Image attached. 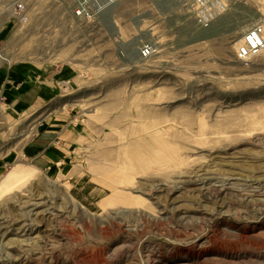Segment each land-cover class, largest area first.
I'll use <instances>...</instances> for the list:
<instances>
[{
    "label": "rangeland",
    "instance_id": "rangeland-1",
    "mask_svg": "<svg viewBox=\"0 0 264 264\" xmlns=\"http://www.w3.org/2000/svg\"><path fill=\"white\" fill-rule=\"evenodd\" d=\"M194 1L88 22L71 0H0V53L60 76L0 128V264H264V52L236 55L264 0H210L208 26ZM43 133L58 162L24 156Z\"/></svg>",
    "mask_w": 264,
    "mask_h": 264
},
{
    "label": "crops",
    "instance_id": "crops-1",
    "mask_svg": "<svg viewBox=\"0 0 264 264\" xmlns=\"http://www.w3.org/2000/svg\"><path fill=\"white\" fill-rule=\"evenodd\" d=\"M2 54L8 56L13 61V64H11L12 61L8 63L6 60L0 59V94L5 97V104L0 111V128L5 127L10 129L19 116L42 108L55 99L56 90L58 89L57 82H59L58 78L60 76L57 71H51L50 68H38L40 64L29 59H17L12 52ZM63 127L64 125H62V130L58 132V135L68 129L66 126L65 128ZM51 129H53V126ZM45 134L43 133L41 137H34L31 141L23 145L21 149L23 150L24 156L30 160L39 162L45 159L50 160L49 154H54L57 158L52 161L58 162L60 155H56L52 149L53 144H55L54 141L58 139L57 142H59L60 136L54 135V137H48ZM21 136L19 135V137ZM25 136L27 135L24 134L22 137L26 138ZM50 148L51 151L46 154V151ZM10 162H13V160L11 159L7 163L4 162L0 166V169Z\"/></svg>",
    "mask_w": 264,
    "mask_h": 264
},
{
    "label": "built area",
    "instance_id": "built-area-1",
    "mask_svg": "<svg viewBox=\"0 0 264 264\" xmlns=\"http://www.w3.org/2000/svg\"><path fill=\"white\" fill-rule=\"evenodd\" d=\"M120 0H71L72 2V14L76 19L81 21H94L100 11L107 10L109 7L117 4ZM212 2V8L215 3L210 0H195V15L198 21L203 26H208L214 18L204 17V11L208 8V4ZM210 8V7H209ZM222 10H216L215 15L222 14ZM245 39V44H241L237 48V58L246 60L247 58L254 57L264 52V27L252 26L248 30ZM153 43V42H152ZM150 41L143 43L138 48V53L141 58H148L152 55V44ZM247 57V58H245ZM65 84V81L63 82ZM59 87V82H57ZM5 104V97L0 94V111L3 109Z\"/></svg>",
    "mask_w": 264,
    "mask_h": 264
},
{
    "label": "bare ground",
    "instance_id": "bare-ground-1",
    "mask_svg": "<svg viewBox=\"0 0 264 264\" xmlns=\"http://www.w3.org/2000/svg\"><path fill=\"white\" fill-rule=\"evenodd\" d=\"M115 5H117V4H115ZM115 5H113V6H111V7H114ZM111 7H109V8H111ZM109 8H108V9H109ZM108 9H107V10H108ZM104 11H105V10L100 11L96 16L99 17L100 15H102V13H103ZM70 13H71L72 18H73V19H76V18L73 16V14H72V2H71V5H70ZM98 17H97V18H98ZM97 18H96V19H97ZM76 20L79 21V19H76ZM80 21H81V20H80ZM88 22H90V21H88ZM119 34H120V33H118V35H119ZM116 35H117V34H116ZM138 54H139V53H138ZM0 55H3V54L0 53ZM4 56H5V55H4ZM3 60H4V59H3ZM11 61H12V60H6V62H8V63H11ZM20 135H21V134H20ZM21 171H22V173H24V174L27 173L26 170H23V169H22ZM21 171H20V172H21ZM46 182H47V181H46ZM207 191H208V190H207ZM70 205H71V204H70ZM78 207H79V206H78ZM81 209H82V208H81Z\"/></svg>",
    "mask_w": 264,
    "mask_h": 264
}]
</instances>
